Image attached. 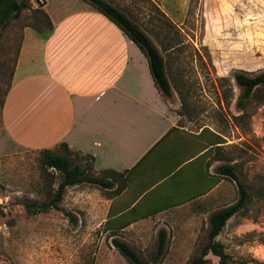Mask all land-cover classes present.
<instances>
[{
  "label": "rangeland",
  "instance_id": "1",
  "mask_svg": "<svg viewBox=\"0 0 264 264\" xmlns=\"http://www.w3.org/2000/svg\"><path fill=\"white\" fill-rule=\"evenodd\" d=\"M26 1L29 9L0 30V264H128L111 245L112 235L149 262L158 229L165 232V244L156 264H186L206 241L203 221L188 228L195 215L191 208L167 214L165 228L155 223L105 230L97 204L106 191L85 182L63 189L57 203L61 210L49 207L31 214L24 208L25 202L48 201L59 180L55 171L40 168L38 148L12 140L2 116L22 29H46L39 12L44 0ZM107 1L138 25L161 55L171 88L169 96H162L165 111L187 130L202 128L204 133L208 127L227 142L221 149L223 162L233 164L248 195L244 207L215 236L230 256L227 264H264V85L239 110V88L232 79L235 71L264 70V0ZM48 2L51 6L56 1ZM51 150L59 152V147ZM70 157L87 166V175L99 176L84 154L72 151ZM227 180L232 203L237 189ZM205 257L218 264L210 252Z\"/></svg>",
  "mask_w": 264,
  "mask_h": 264
},
{
  "label": "crops",
  "instance_id": "2",
  "mask_svg": "<svg viewBox=\"0 0 264 264\" xmlns=\"http://www.w3.org/2000/svg\"><path fill=\"white\" fill-rule=\"evenodd\" d=\"M55 1L40 4L48 34L22 29L2 105L12 140L38 149L63 142L89 156L111 182L97 204L106 230L165 228L167 214L188 208V228H207L209 213L230 204L227 176L215 170L224 136L179 125L140 50L87 3Z\"/></svg>",
  "mask_w": 264,
  "mask_h": 264
},
{
  "label": "trees",
  "instance_id": "3",
  "mask_svg": "<svg viewBox=\"0 0 264 264\" xmlns=\"http://www.w3.org/2000/svg\"><path fill=\"white\" fill-rule=\"evenodd\" d=\"M81 1L90 5L95 11L113 23L121 33L140 50L146 58L149 74L154 85L162 94L169 96L171 94V88L168 75L165 71L164 61L150 38L138 27V25L110 1ZM29 7L30 6L26 0H0V30L10 19L16 18L22 9H29ZM33 10L35 9L33 8ZM39 12L42 15V20L46 25V29L39 25H32L30 27L37 33L46 35L51 31V24L46 14L42 10ZM171 47L172 46L169 45L166 49ZM232 79L239 88V94L235 100V106L241 110L258 87L264 85V70L254 74H248L244 71H235L232 74ZM58 147L59 152H55L48 148L39 149L40 168L45 173H48V169L55 171L59 175V180L57 181L55 188L51 190V197L48 201L42 203L30 201L23 204L24 208L31 214L43 212L49 207L61 210L57 203L60 201L63 189L66 186L77 185L84 182L98 185L100 187H109L111 185V182L108 179L100 176L87 175V166L72 161L70 157L72 151L65 143H59ZM88 158L90 159L89 156ZM215 170L218 174H222L232 179L236 185L237 198L232 203L209 213L207 216L206 241L200 246L199 253L196 256L191 257L186 264H210L205 257L208 252L217 257L218 264H227L230 256L223 251L222 244L215 240V236L220 232L225 221L239 209L244 207L248 201L246 189L237 178L233 164L223 163L217 165ZM64 214L69 220L73 219L68 212H64ZM156 235L157 243L155 251L152 260L149 262L142 260L127 243L120 240L115 235L110 236L109 240L111 245L114 246L117 252L125 258L128 264H156L163 252L165 232L162 229H158Z\"/></svg>",
  "mask_w": 264,
  "mask_h": 264
}]
</instances>
